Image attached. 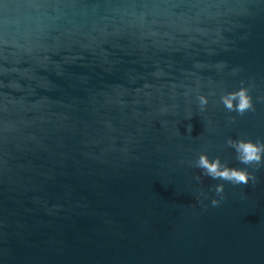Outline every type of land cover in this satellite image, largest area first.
<instances>
[{"label": "water", "instance_id": "1", "mask_svg": "<svg viewBox=\"0 0 264 264\" xmlns=\"http://www.w3.org/2000/svg\"><path fill=\"white\" fill-rule=\"evenodd\" d=\"M5 2L0 264H264V0Z\"/></svg>", "mask_w": 264, "mask_h": 264}, {"label": "clouds", "instance_id": "2", "mask_svg": "<svg viewBox=\"0 0 264 264\" xmlns=\"http://www.w3.org/2000/svg\"><path fill=\"white\" fill-rule=\"evenodd\" d=\"M11 7L12 6L9 3H6L5 0H0V10H3L5 13H7ZM153 35H155V33H153ZM6 43V40L0 38V45ZM24 51L27 53H31L32 48L24 46ZM0 54H2V50H0ZM162 74L163 73H157V75ZM2 86V83H0V87ZM9 86L17 89L21 87L18 82H12ZM145 87H148V85H145ZM199 100L201 105L207 103L206 96H200ZM5 101L10 104L17 103V100L14 97H10L8 94L5 93H0V107L4 106ZM223 102L226 108L230 110L234 109L236 112L241 114L253 107L252 97L246 87H241L236 91L228 93L226 96L223 97ZM234 144L240 154V159L242 163L248 164L253 162H259L262 158H264V144L257 143L252 140L243 139L235 141ZM198 163L200 167L206 169V171L214 177L229 179L236 183H247L250 179V174L246 169L227 167L221 168L219 160H209L206 154H202L199 157Z\"/></svg>", "mask_w": 264, "mask_h": 264}]
</instances>
